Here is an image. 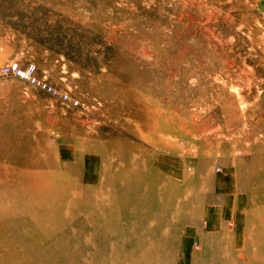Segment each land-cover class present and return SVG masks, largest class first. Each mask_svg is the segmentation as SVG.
Wrapping results in <instances>:
<instances>
[{"label": "rangeland", "instance_id": "rangeland-1", "mask_svg": "<svg viewBox=\"0 0 264 264\" xmlns=\"http://www.w3.org/2000/svg\"><path fill=\"white\" fill-rule=\"evenodd\" d=\"M10 63L36 65L41 79L80 107L0 77V173L10 167L29 180L21 165L28 157L55 180L70 181L74 193L85 190L84 168L93 173L97 164L98 184L106 159L143 168L150 157L149 170L162 187L169 183L181 200L191 190L188 218L203 210L222 173L235 177L239 192L259 198L254 210L264 211V0H0V67ZM126 139L140 147L114 144ZM64 148L77 160L65 163ZM147 177L128 179L149 186L135 202L155 211L157 194ZM126 205L125 199L116 202L122 210ZM174 213L163 227L174 232L162 230L155 241L173 255V264L180 223L192 224ZM84 215L61 231L67 234L61 261L71 260L75 249L83 254L94 233L92 262L124 256H112V249L130 251L111 233L101 235V228L85 229ZM243 233L245 249L228 240L224 251H210L202 263L199 254L192 264H264V233ZM86 259L76 264H90Z\"/></svg>", "mask_w": 264, "mask_h": 264}, {"label": "bare ground", "instance_id": "bare-ground-1", "mask_svg": "<svg viewBox=\"0 0 264 264\" xmlns=\"http://www.w3.org/2000/svg\"><path fill=\"white\" fill-rule=\"evenodd\" d=\"M12 64L20 65L19 63L7 65ZM37 75L40 78L38 70ZM149 125L151 126V124ZM114 144L118 145L120 150L131 151L140 147V144L130 142L129 139ZM137 153H141V150ZM25 156L27 157L28 154ZM30 160L28 157L26 161L24 157L21 160V165L25 168L24 172L30 174L29 180L21 177L20 170L12 174L10 167L8 171L0 173V264H76L84 255L88 263L98 264V262L90 260L92 257L90 249L99 239V234L96 233L87 239L92 245L87 244V250L83 254L77 253L75 249L68 253L71 260L61 261L62 255L67 254L66 250L61 249L67 234H61V231L84 213L86 214L84 215L85 229L101 228L103 230L101 235L102 233H111V238L129 244L130 251L125 254L112 249V256H124L113 262L110 261L109 264H160L163 263L162 260L165 257L169 258V262L166 263L173 264V255L170 252L166 249L162 251L160 247L156 248V234L164 230V234L171 236L174 232L169 228H163L168 222H171L170 216L173 210L175 211L174 215L178 214L179 217H184V223L187 222V218L191 216L188 208L191 190L187 188L188 196L181 200L175 195L177 190L174 191L172 189L174 187L169 183L162 187L159 177L149 170L150 157L145 160L143 168L139 166L126 167L127 161L122 158L110 157V160L106 159V165L102 166L100 172L102 179L98 184L97 164H94L96 172L94 170L93 173L92 170L84 168L83 184L85 186L81 185L85 190L74 193V185L70 181L55 180L41 170V162H31ZM134 162L132 160L128 164ZM140 173L144 178L148 175L153 177L152 191L157 194L155 211L150 210L145 202H135V199L144 196L143 194L149 187L145 184L131 185L129 183L130 175H139ZM123 199L127 201L124 210L116 206V202ZM192 219L193 217L188 218L189 223H193ZM146 225L155 227L144 235L140 231ZM180 226L184 229V233L189 232L190 227L187 223L184 225L180 223ZM75 232L72 230L71 233L75 234ZM175 235H178V231H175ZM170 236L168 237L170 238ZM180 236L181 234L176 238L178 244ZM145 242L148 245L147 247L142 246V252L136 250L138 243L143 245ZM140 253L144 256L142 261L138 259ZM243 257L247 261L249 256ZM151 260H154V263Z\"/></svg>", "mask_w": 264, "mask_h": 264}, {"label": "crops", "instance_id": "crops-1", "mask_svg": "<svg viewBox=\"0 0 264 264\" xmlns=\"http://www.w3.org/2000/svg\"><path fill=\"white\" fill-rule=\"evenodd\" d=\"M63 150L65 151L61 155L65 163L77 160V157L69 158L70 155L76 156L73 154L74 151L71 152L66 148ZM66 151L68 152L65 157L63 153ZM92 158L94 160L95 156ZM171 165L178 170L175 163ZM90 176H92L91 173ZM209 181L208 184L211 187L212 179ZM207 192L209 193L203 210H200L198 215L192 216L193 223L188 226L189 232L180 233L175 264H192L199 254L201 263L207 262L204 256L211 252L216 254L221 250L224 251L226 242L232 239L236 250L239 248V245L235 243L236 240L241 243V248L245 249L248 239L244 238L243 232L264 233V211L254 210L257 202L259 204L257 201L259 198L255 199L252 192L248 194L239 192L237 181L232 174H218L213 186ZM228 233H234L235 236L231 238ZM194 246L198 247L197 251Z\"/></svg>", "mask_w": 264, "mask_h": 264}, {"label": "built area", "instance_id": "built-area-1", "mask_svg": "<svg viewBox=\"0 0 264 264\" xmlns=\"http://www.w3.org/2000/svg\"><path fill=\"white\" fill-rule=\"evenodd\" d=\"M0 77H15L28 85L51 95L65 105L80 107L79 101L72 98L68 93L61 92L49 81L40 79L37 75V69L34 64H29L28 66L18 64L4 66L0 69Z\"/></svg>", "mask_w": 264, "mask_h": 264}]
</instances>
